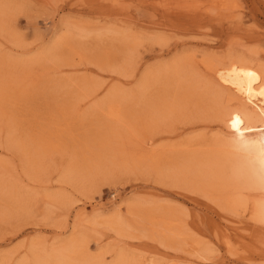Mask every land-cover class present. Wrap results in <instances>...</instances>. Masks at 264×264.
<instances>
[{"label":"rangeland","instance_id":"1","mask_svg":"<svg viewBox=\"0 0 264 264\" xmlns=\"http://www.w3.org/2000/svg\"><path fill=\"white\" fill-rule=\"evenodd\" d=\"M241 55L264 64V0H0V264L71 239L100 264H264L263 124L232 127L230 90L173 104L177 66ZM200 159L242 206L192 180Z\"/></svg>","mask_w":264,"mask_h":264},{"label":"bare ground","instance_id":"2","mask_svg":"<svg viewBox=\"0 0 264 264\" xmlns=\"http://www.w3.org/2000/svg\"><path fill=\"white\" fill-rule=\"evenodd\" d=\"M244 54V53H243ZM236 55V54H234ZM228 58V57H227ZM227 60V59H226ZM225 60V61H226ZM181 62V61H180ZM185 62V61H184ZM216 62V61H215ZM263 61H261L259 63H255L254 60H252L251 58H247V56L245 55H241V56H231L228 59V62L225 63H221L220 64H211V63H205L203 62V66L202 67H198V68H202L200 71H197L199 69H189V70H185V73L181 72V68L180 66H177L174 70H173V80L172 83L174 85V91H177V94L175 96H177L179 94V96H177V98L179 97H188L189 96H195L198 99H200L201 101L207 102V103H213L215 102V104L218 105V103L216 102H220L222 100L225 101L224 97L226 98V94H224L225 90H230L232 91L231 96L229 95V97L227 96V100L228 102H231L232 100H238L236 102H239V104L241 105L239 108L237 107V109L235 110H230L231 112H229L228 114L231 115V118H235L237 120H239V122L243 123H252V124H258L261 123L264 126V64H262ZM183 63V62H182ZM180 64V63H179ZM185 64V63H184ZM197 64V63H196ZM199 64V62H198ZM190 65V62H189ZM170 67V66H169ZM186 67V66H185ZM189 68V67H188ZM191 68V67H190ZM187 69V68H186ZM169 70V68H168ZM167 69L165 71H168ZM163 70V74L165 72ZM170 71H168L169 73ZM172 72V71H171ZM159 73V72H158ZM162 73V72H161ZM161 73H159L161 75ZM208 75L212 78L209 79ZM156 76V75H155ZM165 76V75H164ZM163 76V77H164ZM169 77V75H167ZM150 77V76H148ZM147 77V78H148ZM154 77V76H153ZM161 77V76H160ZM159 78V75H158ZM172 78V77H171ZM150 79V78H149ZM154 79V78H153ZM156 79V77H155ZM168 79V78H167ZM163 80V79H162ZM170 80V79H169ZM154 81V80H153ZM161 81V80H160ZM170 85V84H169ZM173 88V87H172ZM229 91V92H230ZM176 93V92H175ZM146 94V93H145ZM144 94V95H145ZM233 94V96H232ZM170 95V94H169ZM174 95V93H173ZM185 99V98H184ZM194 98H192L193 100ZM196 99V98H195ZM177 101H174L173 104L176 107H180V100L176 99ZM185 101V100H183ZM148 102V101H147ZM188 102H190L188 100ZM196 102V100H195ZM146 103V102H145ZM186 103V102H185ZM212 103L210 106H212ZM221 103V102H220ZM219 106L222 107L223 104H225L222 101V105ZM157 104V103H156ZM184 104V103H181ZM196 104V103H195ZM201 104V103H200ZM198 104V105H200ZM185 105V104H184ZM189 105V104H188ZM208 105V104H206ZM228 105V104H225ZM224 105V108H225ZM171 106V105H170ZM193 106V105H192ZM203 105L200 106V108ZM216 106V105H215ZM230 106V105H229ZM226 106V107H229ZM157 107V106H156ZM173 107V106H172ZM188 107V106H186ZM220 107V108H221ZM233 107V106H232ZM174 108V107H173ZM182 108V107H180ZM195 108V107H194ZM193 108V109H194ZM196 108H199L198 106ZM208 108V107H207ZM220 108L218 111H220ZM224 108H221V111L223 112H228L227 110H222ZM236 108V107H234ZM156 109V108H155ZM179 108H176V110ZM185 109V107L183 108ZM202 109V108H201ZM201 109H199L198 111H200ZM215 110V107L212 108ZM211 109V110H212ZM217 109V108H216ZM226 109V108H225ZM173 110V109H172ZM171 110V111H172ZM182 109H180L179 111H181ZM169 111V110H168ZM196 111V110H194ZM204 110H202L203 112ZM220 111V112H221ZM165 112V111H164ZM170 112V111H169ZM173 112V111H172ZM170 112V113H172ZM175 112V111H174ZM183 112V111H182ZM181 112V113H182ZM219 112V113H220ZM225 113V114H226ZM223 114V113H222ZM227 115V114H226ZM147 116V115H146ZM179 116V115H178ZM224 116V115H223ZM168 117V116H167ZM166 117V118H167ZM181 117V116H180ZM228 117V115L226 116ZM154 119V118H153ZM170 119V118H169ZM172 120V119H171ZM234 120V121H236ZM226 122V121H225ZM235 123V122H233ZM237 123V122H236ZM165 124V123H164ZM146 125V124H145ZM162 126V125H161ZM256 126V125H255ZM253 127V126H252ZM257 127V126H256ZM145 128V127H144ZM253 129V128H252ZM142 133V132H141ZM240 136V135H237ZM237 138V137H236ZM221 139V138H220ZM210 140V139H209ZM239 140V139H237ZM189 142V141H188ZM227 142V141H226ZM243 141H241L242 143ZM246 142V141H245ZM246 143H248V146L246 145ZM243 142V145L246 147L249 151V153H251L253 155L252 158H257V160L259 161V168H260V161L262 158H264V128L260 131L257 132L256 137L249 143V142ZM234 144V143H232ZM230 146H233V145ZM236 144V143H235ZM240 144V143H238ZM219 145V144H218ZM208 147V146H207ZM220 147V146H219ZM234 147H239V146H233ZM241 147V146H240ZM199 148V147H198ZM203 148V147H202ZM197 149V148H196ZM215 150V149H213ZM235 150V148H234ZM218 151V150H217ZM238 151V150H237ZM164 152V151H163ZM187 152V151H186ZM205 153V152H204ZM212 155V152H210ZM215 153V152H214ZM151 154V153H150ZM197 154V153H196ZM201 155H203L202 153H200ZM217 152L215 153L216 156ZM233 154V153H232ZM245 154V152H244ZM193 155V154H192ZM210 155V156H211ZM218 155V154H217ZM247 155V154H246ZM250 155V154H248ZM153 156V155H152ZM196 156V155H193ZM198 156V155H197ZM251 156V155H250ZM183 157V156H182ZM181 157V160L184 158ZM190 157V156H189ZM188 157V159H189ZM200 157V156H199ZM199 157H197V159H199ZM202 157V156H201ZM204 157V155H203ZM202 157V158H203ZM212 157V156H211ZM209 157V158H211ZM219 157V156H217ZM215 157V158H217ZM237 157V155H236ZM214 158V157H213ZM215 160L216 163V159ZM164 159V158H163ZM195 161H197L196 158H194ZM184 160H187V158ZM184 160H182V162H184ZM218 160V159H217ZM254 160V159H253ZM256 160V159H255ZM168 161V160H167ZM189 161V162H188ZM187 162L190 163L192 161L188 160ZM194 161V160H193ZM192 161V162H193ZM200 163H194V166L192 168H194L193 170L195 172H192L193 177L192 180L198 182L200 185L199 187L201 189H203L204 191L207 190L205 188L208 187V189L212 190L213 193L218 194L219 196V201L221 200L222 203H224L226 206H232L233 209L239 207L240 205L242 206L239 197H235V191H232L226 184H224L222 182L223 180V176L221 175L222 172L216 174L217 172H215L216 168L214 169V171L209 170L210 167L207 165H205V162L202 161L201 159L199 160ZM228 162V161H227ZM254 162V161H253ZM256 162V161H255ZM186 163V161L184 162ZM212 163V162H210ZM220 163V162H219ZM218 163V165H219ZM240 163V162H239ZM248 163V162H247ZM182 164V163H181ZM187 164V163H186ZM191 164V163H190ZM179 165V164H178ZM216 165V164H213ZM237 165V164H236ZM235 165V166H236ZM245 165V164H243ZM188 168V165H184ZM190 166V167H191ZM205 166H208V168L205 169ZM217 166V165H216ZM222 166V165H220ZM247 166V165H246ZM251 166V164H250ZM183 167V166H182ZM181 167V168H182ZM214 167V166H213ZM218 167V166H217ZM241 167V165H240ZM239 167V168H240ZM245 167V166H244ZM252 167V166H251ZM180 168V167H179ZM178 168V169H179ZM180 168V169H181ZM192 168H189L187 170H192ZM237 168V167H236ZM183 169V168H182ZM222 169V168H221ZM235 168H233L234 170ZM253 169V167L251 168ZM250 169V170H251ZM177 170V169H176ZM184 170V169H183ZM220 170V169H217ZM241 170V168H240ZM239 170V172H240ZM259 169H256L254 167V169L251 171L252 176L255 172H257ZM222 171V170H221ZM247 171V169H246ZM245 171V173H246ZM176 172V171H175ZM179 172V171H177ZM188 172V171H187ZM190 172V171H189ZM237 170V173H239ZM172 173V172H171ZM181 173V172H180ZM184 173V172H183ZM182 173V174H183ZM224 173V171H223ZM236 173V172H235ZM236 173V174H237ZM185 174V173H184ZM183 174V175H184ZM235 174V175H236ZM174 175V174H173ZM180 175V174H179ZM186 175V174H185ZM184 175V176H185ZM188 175L190 176V174L188 173ZM187 175V176H188ZM249 175V174H248ZM182 176V175H181ZM226 176V175H225ZM176 177V176H175ZM242 177V176H241ZM187 178V177H186ZM249 178V176H248ZM241 179V178H240ZM245 179V178H244ZM189 180V179H188ZM191 180V179H190ZM189 180V181H190ZM229 181V180H228ZM237 181V180H236ZM243 181V180H242ZM225 182V181H224ZM235 182V181H234ZM233 182V183H234ZM248 182V181H247ZM242 183V182H241ZM246 184V183H245ZM251 184V183H250ZM234 185V184H233ZM254 185V184H253ZM239 186V185H238ZM246 186V185H245ZM252 186V185H251ZM247 187V186H246ZM243 188V187H242ZM252 188V187H251ZM237 189V188H235ZM262 191H264V188H259ZM202 190V191H203ZM257 190V189H256ZM200 191V189H199ZM211 191V192H212ZM238 191V190H237ZM239 193V192H238ZM217 196V195H216ZM248 199L249 198H253L254 202L250 208V210H258L261 213H263L264 215V202H260V203H256V199H258L259 197H261L259 194L254 195L253 194H248ZM260 200V199H259ZM263 200V199H262ZM244 204V203H243ZM246 204V203H245ZM247 206V205H246ZM249 206V205H248ZM231 207V208H232ZM249 208V207H248ZM255 212V211H254ZM261 216V215H260ZM166 221V220H165ZM169 221V220H168ZM86 247L87 244L86 242L84 243V241L81 242L80 239H71L66 241L65 243H62L60 246H58L57 248H53L51 250H49L48 252H46V254L42 257V259H39L37 261L36 264H100V262H97V260H92L91 258H87L86 257ZM99 260V259H98ZM121 263V261H120ZM103 264V262H102Z\"/></svg>","mask_w":264,"mask_h":264},{"label":"clouds","instance_id":"3","mask_svg":"<svg viewBox=\"0 0 264 264\" xmlns=\"http://www.w3.org/2000/svg\"><path fill=\"white\" fill-rule=\"evenodd\" d=\"M251 182L259 188H264V158L260 161L259 170L251 177Z\"/></svg>","mask_w":264,"mask_h":264},{"label":"snow or ice","instance_id":"4","mask_svg":"<svg viewBox=\"0 0 264 264\" xmlns=\"http://www.w3.org/2000/svg\"><path fill=\"white\" fill-rule=\"evenodd\" d=\"M239 122V120H238V118H237V123ZM237 123H234L233 125H232V127L233 128H237ZM238 130V129H237Z\"/></svg>","mask_w":264,"mask_h":264}]
</instances>
